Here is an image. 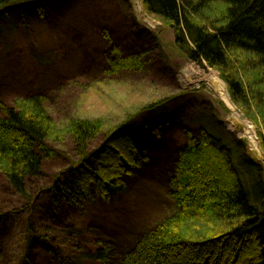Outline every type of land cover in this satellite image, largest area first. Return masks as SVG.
I'll return each mask as SVG.
<instances>
[{"label": "trees", "instance_id": "1", "mask_svg": "<svg viewBox=\"0 0 264 264\" xmlns=\"http://www.w3.org/2000/svg\"><path fill=\"white\" fill-rule=\"evenodd\" d=\"M25 1L0 0V14L22 8ZM141 1L146 13L170 26L186 60L217 71L232 101L248 109L246 117L264 123V0ZM30 4L40 19L46 18L41 0ZM113 50L109 75L145 69L143 53ZM167 100L140 107L112 128L101 118H76L61 127L49 115L45 95L1 105L0 176L27 198L33 181L43 178L47 164L65 153L68 142L73 158L44 189L51 204L113 201L127 191L133 171L149 162L148 139L150 134L159 137L167 124ZM196 118L197 131L184 129L169 182L176 211L150 227L121 264H264L263 165L246 140L231 147L213 109ZM10 218L1 211L0 226ZM35 239L60 264H115L116 251L102 239L85 250L67 243V253L47 237Z\"/></svg>", "mask_w": 264, "mask_h": 264}, {"label": "rangeland", "instance_id": "2", "mask_svg": "<svg viewBox=\"0 0 264 264\" xmlns=\"http://www.w3.org/2000/svg\"><path fill=\"white\" fill-rule=\"evenodd\" d=\"M41 1L47 8L45 19L31 9V0L0 14V107L45 95L49 115L61 127L76 118H101L112 128L140 107L168 99L167 124L159 137L149 136V162L134 170L126 180L127 191L108 203L98 198L76 206L51 204L44 189L73 158L68 142L65 153L47 164L43 178L33 181L27 198L19 197L0 176V213L11 215L0 226V264H60L34 235L49 238L63 250L67 243L85 250L95 240H105L116 251L115 264H121L150 227L176 211L169 182L185 142L184 129L197 131L200 112L213 109L231 147L238 148L236 140H246L264 169L249 140L232 128L231 109L200 80L213 75L222 80L219 73L186 60L174 45L173 30L146 13L141 0ZM114 48L122 54L143 53L145 69L109 75ZM230 99L242 120L254 127L264 158V123H253L246 117L248 109ZM26 251L30 253L24 261Z\"/></svg>", "mask_w": 264, "mask_h": 264}, {"label": "bare ground", "instance_id": "3", "mask_svg": "<svg viewBox=\"0 0 264 264\" xmlns=\"http://www.w3.org/2000/svg\"><path fill=\"white\" fill-rule=\"evenodd\" d=\"M200 80H204L208 87H211V89L214 91L216 97H218L220 100H222L227 107L231 109L233 112L232 119L230 120V124L232 128H235V130L242 135L245 136L250 144L252 149H254L255 154L261 157V159L264 160L262 157V152L259 149V143L258 138L256 137V133L254 130V127H252L251 123L248 121H243L242 117L239 116L236 107H234V104L231 102L230 96L228 95L227 88L222 82V80H219L217 76H210V78H200ZM199 82V80H197Z\"/></svg>", "mask_w": 264, "mask_h": 264}]
</instances>
